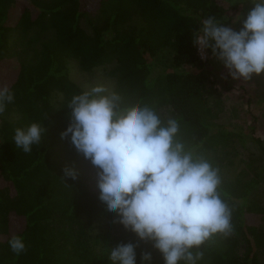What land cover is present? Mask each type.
Listing matches in <instances>:
<instances>
[{
    "label": "trees",
    "instance_id": "16d2710c",
    "mask_svg": "<svg viewBox=\"0 0 264 264\" xmlns=\"http://www.w3.org/2000/svg\"><path fill=\"white\" fill-rule=\"evenodd\" d=\"M86 1L0 0V87L14 93L0 115V264H110V248L128 242L139 245L137 264L143 252L164 264L151 242L105 212L90 185L96 169L61 139L70 100L86 91L70 77L72 60L85 72L105 66L124 105L177 119L180 139L220 169L233 233L205 242L198 264H264V164L231 175L238 143L253 141L264 154V141L255 126L217 121L208 96L217 73L194 44L206 18L231 26L230 8L221 0H98L93 16ZM32 123L46 133L25 153L13 136ZM65 167L78 178L64 177ZM15 218L21 227L13 232ZM14 235L26 244L19 255L9 247Z\"/></svg>",
    "mask_w": 264,
    "mask_h": 264
},
{
    "label": "clouds",
    "instance_id": "9594fccd",
    "mask_svg": "<svg viewBox=\"0 0 264 264\" xmlns=\"http://www.w3.org/2000/svg\"><path fill=\"white\" fill-rule=\"evenodd\" d=\"M253 7L237 31L214 17L204 19L194 44L212 55L234 80H250L264 73V0ZM14 100L12 90L0 87V115ZM69 123L60 133L96 169V186L105 212L115 223L151 242L164 264H198L201 246L220 235L233 233L232 208L221 191L220 169L194 147L180 139L175 118L163 120L149 106H126L122 97L104 85L74 95L68 105ZM46 128L38 123L15 129L13 143L25 153L41 144ZM64 177L75 180V167H65ZM64 179V178H63ZM21 254L22 236L8 241ZM132 242L110 248V264H137ZM150 252L140 264H151Z\"/></svg>",
    "mask_w": 264,
    "mask_h": 264
},
{
    "label": "rangeland",
    "instance_id": "374dc122",
    "mask_svg": "<svg viewBox=\"0 0 264 264\" xmlns=\"http://www.w3.org/2000/svg\"><path fill=\"white\" fill-rule=\"evenodd\" d=\"M221 2L225 7L230 8V13L233 15V23L230 27L238 31L242 26V19L237 20L238 16L246 15L253 7L252 3L250 0H221ZM86 4L89 13L95 16L98 0H87ZM200 54L204 60L212 59L209 61V67L217 73L212 75L213 83L208 88L210 105L217 115V121L247 132H252L250 127L255 126V135L264 141V73L253 75L248 81L234 80L228 76L227 69L219 60L208 56L205 50L200 49ZM69 72L71 79L84 90L96 85H104L110 90L115 87V81L107 75L105 66H100L92 72H85L75 60H72L69 63ZM236 154V164L231 175H237L246 168L252 173L258 165L264 164V154L253 141H248L245 146L238 143ZM250 164L255 166L249 168ZM90 185L94 191H98L96 176L90 181ZM260 188L264 197V181ZM14 222L13 232L21 227L20 219L15 218ZM100 224H103L100 226L103 231L108 230L105 222Z\"/></svg>",
    "mask_w": 264,
    "mask_h": 264
}]
</instances>
